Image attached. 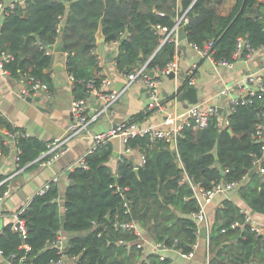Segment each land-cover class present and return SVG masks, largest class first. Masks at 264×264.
<instances>
[{
  "label": "trees",
  "instance_id": "16d2710c",
  "mask_svg": "<svg viewBox=\"0 0 264 264\" xmlns=\"http://www.w3.org/2000/svg\"><path fill=\"white\" fill-rule=\"evenodd\" d=\"M224 2L27 0L2 15L0 50L13 56L4 67L12 76L32 75L49 89L53 53L45 50L60 44L66 53V69L74 77V96L85 97L84 79L93 75V69H101L90 53L99 27L106 42H119L115 60L120 72H129L146 61L148 68L163 67L173 61L177 46L174 40L160 44L163 33L156 25L169 30L184 12L188 16L186 40L198 46L211 40L215 59L233 61L237 37H247L254 48L264 45V3L235 0L228 12L222 13ZM41 40L45 41L42 46ZM263 110L264 96L237 105L227 115V123L217 111L206 126L185 127L175 137L174 147L148 135L132 137L126 145L145 158L136 170L127 157L119 159L113 170L108 164L110 143L97 148L88 155L87 168L77 166L69 172L63 212L59 185L51 181L20 213L27 229L25 238L11 228V221L5 223L0 232L2 255H13L12 264H56L62 254L71 264H182L172 263L168 256L160 259L158 246L145 255L140 253L135 234L123 225L133 218L123 212V202L128 199L138 214L136 222L155 243L182 251H188L196 238L191 213L199 207L185 177L204 188L214 182L237 181V191L249 210L264 213V172L255 170L249 175L254 158L263 153L262 142L253 137ZM0 126L13 129L1 113ZM18 146L20 166L33 162L46 148L35 136L19 137ZM5 188V183L0 184V193ZM61 213L65 214L63 225ZM242 219L243 212L230 199L215 208L207 236L209 264H244L251 257L264 264V234L256 235L247 224L231 227L233 221ZM60 232L66 239L62 253L53 243Z\"/></svg>",
  "mask_w": 264,
  "mask_h": 264
},
{
  "label": "crops",
  "instance_id": "0c3cea01",
  "mask_svg": "<svg viewBox=\"0 0 264 264\" xmlns=\"http://www.w3.org/2000/svg\"><path fill=\"white\" fill-rule=\"evenodd\" d=\"M264 3V0H262ZM235 0H225L222 13L228 12ZM261 9H264L262 7ZM264 11V10H263ZM181 14L177 17L179 18ZM2 16L0 15V22ZM161 31V30H160ZM164 35V31H161ZM102 34V37H99ZM177 34V30H176ZM161 35V36H162ZM160 39V38H159ZM177 49L173 60L179 67V72L173 71V76L164 75L160 83V96L162 100V110L153 111L148 108L149 94L145 85L139 81H134L123 91L114 104V112L104 115L93 123L90 131H100L110 128L118 121L133 120L141 124L153 123L158 127L169 128L182 121V114L193 104L199 103L202 106H215L220 114H224L230 99L240 91V81L242 77L250 71L262 70L264 68V45L257 47L249 57L244 55L234 56L231 66L220 64L214 60L202 57L191 43L184 39L175 40ZM185 45V47H183ZM96 54L103 57L102 71L113 79V85L122 82L125 85L126 78L120 74L116 66L115 56L119 51V42H106L101 27L96 31ZM53 63L49 74L51 77V87L46 91L28 93L23 95L26 87L25 76H12L9 72L0 69V113L14 126L26 130L30 135L46 142L55 137H59L67 132L70 124V105L73 98V81L66 69V53L54 51ZM95 57V55L90 51ZM142 63H139L140 65ZM196 64L193 81L189 80L186 70ZM93 75L98 71L93 69ZM92 75V76H93ZM188 86L196 89V102H190L184 95ZM227 87L228 93L225 96H218V91ZM32 97L28 100L27 97ZM94 106L98 101L92 96H87ZM38 98V99H35ZM141 115L137 116V113ZM170 118L171 121H167ZM174 122V123H173ZM3 139V142H2ZM90 144L87 135L82 134L70 141L71 148L59 155L51 163L43 164L40 159L42 152L33 162L21 165L16 160L15 145L6 136L5 132L0 131V178L5 180L9 193L3 200V211L5 214L0 217V232L11 219L10 214L18 209L25 207L32 196L54 176H58L60 211H64L62 204L63 194L69 182V171L66 166L84 151ZM112 147L111 156L108 164L115 170L118 160L122 157L129 158L135 165L141 164L140 151L132 148L129 153L124 152V145L118 137L110 141ZM40 159V161H39ZM264 159V155L262 156ZM137 168V166L135 167ZM3 183V184H4ZM225 199H230L242 210H249L247 204L241 199L237 187L222 193H216L206 204L207 224L206 236L202 237L199 247L194 256L190 259L182 257L180 249L158 247L160 255L168 256L171 262L182 264H204L206 258V242L212 221L214 220L215 208L221 207ZM259 221H264V213L252 212ZM139 225V223L137 222ZM201 226V227H202ZM140 227V225H139ZM141 228V227H140ZM144 237L145 254L154 250L151 237L142 228ZM144 254V255H145ZM0 264H12L8 260L0 258ZM63 264H71V260L64 258ZM149 264V261H147ZM254 264H261L258 260Z\"/></svg>",
  "mask_w": 264,
  "mask_h": 264
},
{
  "label": "built area",
  "instance_id": "2783aa9c",
  "mask_svg": "<svg viewBox=\"0 0 264 264\" xmlns=\"http://www.w3.org/2000/svg\"><path fill=\"white\" fill-rule=\"evenodd\" d=\"M27 0H0V15L7 13L10 9L14 8L16 4H23ZM188 22V16L184 13L177 18L176 23L171 29H167L165 26H161L159 24L156 25V28L164 31V35H162L159 39L160 44L165 42L166 40H176V30L179 26H185ZM116 42V41H114ZM42 46L41 41L39 42ZM192 47L196 49V51L204 58L214 60L220 64H224L227 66H231L232 61H228L226 59H215L212 53V41L206 40L201 46L196 45L195 43H191ZM246 49V54L244 56L249 57L251 53L254 51V47H252L245 36H239L236 40V49L234 51V56L242 55V50ZM52 46L47 47L45 52L47 54L52 53ZM91 52L95 55L96 64L102 68L103 65V57L96 54L94 51V47L91 49ZM12 54L6 50H0V69L4 72H8V70L4 67V63L9 61L12 58ZM196 64H192L187 70V74L189 76V80L193 81L195 79ZM170 71L179 72V67L176 65V61H168L163 67L158 65H153L148 68L147 61L133 67L129 72L123 73L120 72L126 78V83L120 89H116L113 85V79L104 74L102 69L98 70L97 75L90 76L84 79L86 86V95L94 97L95 100L98 101L97 105L94 106L93 103L87 99V97H75L71 101L70 105V124L68 126L67 132L59 137H55L52 140L46 142V148L42 151L41 160L43 164L51 163L54 159H56L59 155L66 152L71 148L70 141L76 137H81L82 134H85L90 139L89 146L82 151L79 155L76 156L73 161H71L67 166V171L74 170L75 167L81 166L83 168L88 167L87 157L91 153H93L97 148L107 145L112 141L114 137H118L120 141L124 145V152L129 153L132 148L127 146L126 143L128 139L136 136L148 135L151 140L162 139L166 142L171 143L174 141L177 135H180L182 130L185 127H193L194 129L202 128L206 126L212 117V115L216 114L218 109L215 106H202L199 103L193 104L182 114V121H179L176 125L169 128L158 127L153 123H145L141 124L137 121L133 120H124L118 121L110 128L106 130H100L91 132L90 129L94 122L100 119L104 115H110L114 112V104L123 93V91L134 81H139L143 83L149 94V103L148 108L153 111H161L163 104L160 96V83L161 78L164 75H167ZM70 78L74 81V77L69 73ZM98 80V81H97ZM26 87L23 89V95H27L28 93L38 92L40 90H48L47 84L41 82L39 79L35 78L32 75L25 76ZM228 93V88L224 87L218 91V96H225ZM264 96V68L262 70L250 71L245 74L240 81V91L239 93L232 97L226 107V111L223 115L224 123H227L228 118L227 115L235 110L237 105L240 104H248L253 101L255 97ZM259 121L256 124V129L253 137L262 142V155L254 158V164L257 166V170L260 173L264 172V167L261 166L262 156L264 155V110L259 114ZM167 121H171L170 118ZM174 123V122H173ZM4 131L6 136L14 143L15 152H16V160L19 163V152L20 147L18 146V138L19 137H30V133L26 130H23L19 127L13 125V129H8L4 126H0V131ZM39 159V160H40ZM145 161L144 155H140V162L143 163ZM135 165L134 167H136ZM245 177V176H244ZM243 177V178H244ZM69 178V177H68ZM58 176H54L50 181H47L38 191L37 193H43L45 189L49 186L51 181L56 182ZM70 180V178H69ZM185 180L190 184L193 189V194L198 201V208L191 213V217L196 223V238L191 243V248L188 251L179 250V253L182 257L186 259H190L194 256L196 249L200 245V241L202 240L201 236V226L203 224H207V212H206V204L208 201L216 193L226 192L228 190L233 189L238 186L237 181H219L214 182L210 188H204L199 185H195L191 182V180L185 177ZM5 180L0 178V184L4 183ZM126 188V187H125ZM120 190L119 187H117ZM9 193V188L6 187L2 193H0V217L5 214L3 211V200L6 195ZM123 212L131 214V206L129 204L128 199L123 202ZM24 207L14 211L10 214L11 216V228L14 231H18L22 238L26 237L27 229L25 227L24 220L20 217V213L23 211ZM241 210V209H240ZM243 212L242 221L235 220L231 223V227L242 226L244 224L249 225L250 229L256 234H264V221H259L252 212L248 210H241ZM125 227L129 228L136 236V247L140 249V253L142 255L145 254L144 245L145 239L142 235V230L136 222V219L132 218L123 224ZM66 239L62 236L60 232L57 234L53 243H56L59 247L61 253L64 247V242ZM206 242V258L204 264H209V251H208V238H205ZM152 246L155 247H165L169 246L163 245L162 243H152ZM28 248L27 245H25ZM13 256V255H12ZM11 257L5 258L2 255V251L0 250V258L6 259L11 263ZM160 259L164 258V255H159ZM64 254L60 255V258L54 261L56 264H63L64 262ZM23 258H21L22 260ZM257 259L255 257H251L249 261L244 264H254ZM147 264V261L145 263Z\"/></svg>",
  "mask_w": 264,
  "mask_h": 264
},
{
  "label": "water",
  "instance_id": "95a60500",
  "mask_svg": "<svg viewBox=\"0 0 264 264\" xmlns=\"http://www.w3.org/2000/svg\"><path fill=\"white\" fill-rule=\"evenodd\" d=\"M261 10L263 11L264 9H261ZM99 37H102V39H103L102 34H100ZM184 37H185V30H184V27H183V26H179V27L177 28V40L180 41V40L184 39ZM41 43L44 44L45 41H44V40H41ZM183 47H185V45H183ZM61 50H62V48H61V45H60V44H57V45L54 47V51H61ZM173 74H174L173 71H170L167 75H168L169 77H172ZM121 85H122V82H118L117 85H115V88H116V89H120V88H121ZM184 95H186V96L188 97V99L190 100V102H196V101L198 100L197 97H196V89H195V87H193V86H188V87L186 88V90H185ZM27 99H28V100H31L32 97L29 96V97H27ZM35 99H38V98H35ZM170 145H171V147H174V141H171ZM136 169H137V168H135V170H136ZM255 170H257V166H256V165L250 169V171H249V175H252V173H253ZM252 212H253V211H252ZM131 216H132L134 219H137V218H138V214L135 213V211H134L133 209L131 210ZM64 221H65V214H64V213H61V215H60V222H61L62 225L64 224ZM201 236H202V237H205V236H206V227H205V226H202V227H201Z\"/></svg>",
  "mask_w": 264,
  "mask_h": 264
},
{
  "label": "bare ground",
  "instance_id": "6f19581e",
  "mask_svg": "<svg viewBox=\"0 0 264 264\" xmlns=\"http://www.w3.org/2000/svg\"><path fill=\"white\" fill-rule=\"evenodd\" d=\"M40 161V160H39Z\"/></svg>",
  "mask_w": 264,
  "mask_h": 264
}]
</instances>
